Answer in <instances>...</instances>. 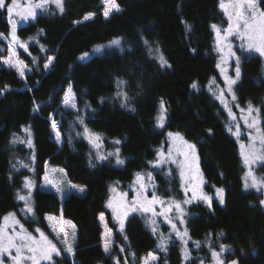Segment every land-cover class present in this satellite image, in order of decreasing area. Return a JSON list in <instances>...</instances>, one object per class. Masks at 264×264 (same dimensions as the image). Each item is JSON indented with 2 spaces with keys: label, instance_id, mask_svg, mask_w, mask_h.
<instances>
[{
  "label": "trees",
  "instance_id": "16d2710c",
  "mask_svg": "<svg viewBox=\"0 0 264 264\" xmlns=\"http://www.w3.org/2000/svg\"><path fill=\"white\" fill-rule=\"evenodd\" d=\"M258 1L264 8V0ZM116 3L119 10L106 18L101 0H63V12L51 6L19 26V41L12 39L7 11L0 8V58L11 42L29 69L21 77L13 69L0 68V215L17 213L29 229L43 225L45 215L71 221L72 257L57 255L52 264H115L114 255L121 264H140L148 252L158 254L157 264H179L178 242L164 253L139 216L128 217L121 230L107 208L110 187L145 170L166 132L175 131L195 145L206 191L224 190L223 203L212 197L209 205H189V235L201 241L209 236L216 245L228 247L225 258L237 264H264L262 194L244 189L238 142L207 87L212 78L219 79L212 25L225 24L220 0ZM88 13L95 15L85 20ZM113 40L120 43L111 44ZM20 42L27 44V51ZM84 53L88 56L80 59ZM50 57L54 59L45 68ZM239 66L236 99L242 105L251 102L264 118L262 59L242 54ZM119 81L124 83L118 86ZM67 86L75 95L76 111L60 105ZM86 128L107 150L119 149L124 163L118 164L115 154L99 160L85 137ZM55 130L62 136L61 145L52 137ZM46 164L61 167L84 193L60 199L41 189ZM25 177L36 183L31 195L34 219L19 213L23 201L17 194ZM157 178L160 194L178 193L175 180L167 182L159 174ZM101 213L113 234L111 255L101 245Z\"/></svg>",
  "mask_w": 264,
  "mask_h": 264
},
{
  "label": "rangeland",
  "instance_id": "374dc122",
  "mask_svg": "<svg viewBox=\"0 0 264 264\" xmlns=\"http://www.w3.org/2000/svg\"><path fill=\"white\" fill-rule=\"evenodd\" d=\"M20 8L18 11H24L27 8L28 0H18ZM35 2V0H33ZM259 2V1H258ZM11 0H6V4H10ZM101 3L103 5L102 8V13H104V4L103 0H101ZM117 4V3H116ZM54 7L55 9H59L55 3H52L51 0L50 2L45 6L44 9H37L36 10V15L40 12H44L48 9V7ZM258 6L260 9L261 8L259 3ZM223 18L225 19V24L221 25H216L221 29V35H223V29H226L228 27V18L224 14V11L221 9ZM117 12V10H112L109 15L106 17L108 18L112 13ZM104 15V14H103ZM105 17V16H104ZM7 18H8V13H7ZM13 21L16 22V29L21 26L26 24L27 22L31 21L33 18H29L28 20H22L19 15L14 14L12 17ZM9 21V18H8ZM10 23V22H9ZM11 26V32H12V24L10 23ZM214 31V43H215V48L218 53V59H217V65L219 64L220 67H217L218 73H219V79L212 78L208 84L207 87L209 88L210 92L213 94L217 102L220 104V107L226 114V120H225V125L227 130L229 128L232 129V131L229 133L237 140L238 146H239V154H240V144L244 143L247 145L249 143L248 139V134L251 131L253 135H255V130L254 129H248L247 125L245 124L244 117L247 115V108L248 104H240L237 99L233 100L232 95L233 93L236 94L235 91V84L232 86V92H228L227 90V85H226V80L225 77H230L232 79H236V58L239 57V60L241 62V55L246 54V53H252L259 55L260 58L262 59V67H263V74H264V57H262L259 53L255 51H249L247 47H241L242 41L239 39L238 36L235 34L232 36H229L226 40H221L217 41V34L216 31ZM1 36V35H0ZM3 37V35L1 36ZM12 37V35H11ZM4 38V37H3ZM7 41V39H5ZM8 53L7 55L3 56L0 58V68L1 67H6L9 69H13L17 72L19 76V72L17 71V68L15 66H10L6 63H4L5 60L9 58L10 55V50H9V45H11L12 49L15 50L17 53V50L15 49L14 45L11 42H8ZM231 44V51L235 53V55L230 56L229 55V50L227 45ZM13 60V65H15L16 61H22L23 65H26L25 62L19 58V55L15 57H12ZM240 64V63H239ZM223 69V71H222ZM29 71L28 67L26 66L24 68V73L26 74ZM24 74V76H25ZM23 76V77H24ZM22 77V76H21ZM238 82V80H236ZM69 87L67 86L65 89V92L62 97V101L60 105L65 109V110H72L76 111L77 106L75 108L71 107L70 105H65L64 104V98L66 94L68 93ZM223 90V103L220 98V92ZM72 91V89H71ZM74 95V93L72 92ZM74 102L76 105V99L74 95ZM225 104H227V107H225ZM253 106V105H252ZM253 108H255L253 106ZM164 109V108H163ZM229 109H231L232 115L229 114ZM244 109L245 111H241ZM257 109V108H255ZM159 116L163 115L164 116V111L160 109ZM254 115H256L254 113ZM233 116L235 119H233ZM258 118H259V126L261 128H264L262 126V123H264V118L261 116L260 113H258ZM159 124V122H158ZM56 125V124H55ZM240 126V136L237 138L233 133L236 131V126ZM57 132L59 133L58 130H55L52 132V137L58 142L59 145L62 143V136L60 135L59 140H57ZM169 133H178V132H166L164 135L165 142L162 143L158 148L155 157L149 161L148 167L145 170L138 171L134 174L132 179L125 183V184H118L115 183L113 184L110 189H109V197L108 201L111 199L113 203H117L120 198L121 194L126 193V196L123 197V200L127 204H131L134 198H137L138 193L141 192L139 183L136 182V174L141 173L144 177L143 183L145 184V189L142 190V197L141 200L146 198L147 200H152L153 195H155L157 198H159L162 203H157L152 206L153 211L156 213L155 215L153 214V211L149 212H144V211H135V212H129V214L123 218V224L127 220L128 217L131 215H137L140 217V219L143 221L144 225L146 228L157 238L158 241V246L161 251L164 253L166 252V247L172 243L174 240L178 242L179 244V253H180V262L179 264H189L191 260L195 261V264H217L216 259L213 258L212 252L216 251L219 253V259L224 262V264H231L233 260H228L225 258V251L228 249V247L225 246V251H221V246L222 245H216L215 242H213L210 237H206L204 240H198V239H193L192 236L189 235L188 228H187V221L189 219V205L193 202H201L206 205H209L208 201H205L201 199V195H206L211 197H216L219 199V197L216 195V190L220 188H215L214 191L208 192L205 189V178L203 176L200 163H199V158L196 152L195 148V154L197 157L196 163L198 164L199 167V172L202 177L203 183L200 185V188L198 189L196 197H193V192L191 189V186L187 184L185 180L181 179L180 176V167L178 166L180 161H183L184 157L183 155L180 154V152L177 151V148L179 146V141L173 137H169ZM60 134V133H59ZM180 134V133H179ZM180 136L183 137L185 141H187L189 144H192L189 140H187L183 135L180 134ZM85 137L87 141L90 143L91 147L93 148L96 157L99 160H106L108 157L113 156L114 154L116 155V151L112 150H107L104 148L102 142L97 139V135L91 134L89 132L85 133ZM91 138V139H90ZM99 145V147H96V145ZM186 147V146H185ZM171 152V157H169V153ZM158 153L162 154L163 160L160 163H157L158 160H161V156L158 155ZM111 154V155H110ZM99 157H107L106 159H100ZM240 161L242 165V182H243V187L245 184V173L248 171V168L243 164L242 162V157L240 155ZM251 168L255 175L257 177H264V162H257L251 165ZM62 170V171H61ZM151 174V179H148V175ZM157 174H159L164 180L167 182H170L172 180H175L177 183V191L178 193H169L168 195H163L160 194L158 191L159 187V180L157 178ZM48 176V179L50 181H53L55 184V187L53 184L46 183L45 181V176ZM29 180L32 182L33 186L30 189L31 195L32 191L36 186V183L32 178L28 177ZM175 178V179H174ZM41 189L47 190V191H52L54 192L60 199H63L67 194L69 193H77V194H83V192L80 191L82 186L78 184H74L70 182L66 175L64 170L57 166V165H49L46 164L44 167V174L42 175L41 179V184L39 185ZM56 187H59L61 189V192L56 191ZM185 188H187V191H185ZM84 189V188H83ZM114 189V191H113ZM245 189V187H244ZM170 190V189H169ZM245 190H256L260 191L262 194V200L264 201V188H248ZM21 195H28L29 189L24 188V183L23 187L21 188L20 192ZM185 201H188L185 203ZM173 202H178L181 205L182 211H177L175 208V204ZM31 207H32V201H31V196H30V201H29ZM108 205V202H107ZM264 205V203H263ZM171 206V210L165 211L166 209H169ZM33 208V207H32ZM113 214V209L108 207ZM9 213H14V212H9ZM9 213L0 215V225H3L5 223L4 217L7 216ZM19 213L27 219H34L35 215L33 212H28L26 207H25V201H23L22 206L20 207ZM163 213V214H162ZM15 214V219L18 220L20 223L13 225L11 223V219L9 220L8 224V232L9 234L12 233V228H15L17 232L21 231L20 225H23V228L28 232L31 233L32 235L36 236L39 239V233L36 232L35 230L39 228L47 237L49 240H51L54 244H56L57 248L60 250L59 256H67V257H72V254L74 252V244H75V229L72 227L73 224L71 221L68 219L64 218L62 215H45L43 218V225L38 226L34 225L32 229L26 228L24 224L21 223L17 213ZM114 216V215H113ZM48 217H51L52 219H48ZM101 214L99 215V222L102 228L101 231V245L104 250V242H105V234L108 232L110 229L106 217L103 214V220H101ZM167 217V218H166ZM115 219V222L117 223V226L119 229L121 228L120 221L118 219ZM169 220H171V223H169ZM181 220H183V223H181ZM61 221H63V225H61ZM70 222V223H68ZM154 222V223H153ZM175 224L176 227L175 229L172 227V225ZM63 226L65 231L68 233L67 237H65L64 232H59V228ZM53 227L57 229V231H53ZM155 228V231L153 229ZM111 230V229H110ZM177 231L183 234L185 231L187 232V235L184 236L183 240L181 239V236L177 235ZM67 239L68 243L72 245L73 247V252L68 253L65 251L66 245L63 243V241ZM108 238L110 239V251L106 254L111 255L112 249H113V234L112 230L110 234L108 235ZM184 240H187V244L184 243ZM163 241L164 247H160L161 242ZM199 242V246L197 247V244L195 242ZM224 246V245H223ZM185 249H187L188 252V257L187 259L185 258ZM204 249V252H202ZM149 254H152L156 257V260L151 261L150 264H157L159 260L158 254L154 252H148L146 254H143L141 256L140 264H143V261L146 257L149 256ZM15 249H10L9 252H3L0 253V264H14V261L12 259L13 256H15ZM57 256L56 253L52 254V259L51 260H41L40 264H52L51 262L53 261V257ZM115 264H117V260L119 259L114 255L112 256ZM119 264L120 261H119Z\"/></svg>",
  "mask_w": 264,
  "mask_h": 264
},
{
  "label": "snow or ice",
  "instance_id": "6c2138e0",
  "mask_svg": "<svg viewBox=\"0 0 264 264\" xmlns=\"http://www.w3.org/2000/svg\"><path fill=\"white\" fill-rule=\"evenodd\" d=\"M50 2V0H28L27 8L24 11H18L20 8L18 0H11L10 4H6V0H0V8L6 9L8 13L9 22L12 24V39L14 41H19V37L16 35V22L13 21L12 17L14 14L19 15L22 20H28L29 18H35L36 16V10L37 9H44L45 6ZM52 3H55L59 10L63 12V0H51ZM104 4V16L107 17L109 13L112 10H119V5L116 4V0H103ZM220 8L224 11V14L228 18V27L226 29H223V35H221V29L216 26L212 25V28L216 31L217 34V41L226 40L229 36L236 35L239 37V39L242 41L241 47H247L249 51H255L259 53L262 57H264V9H260L258 6V0H220ZM95 15L94 13H88L85 15L84 19L87 20L90 17ZM42 31V30H41ZM2 35V34H0ZM111 44H119V40H113L110 42ZM147 43V41H145ZM20 47L24 48L25 51H27V44L24 42H20ZM229 50V55H235L231 51V44L227 45ZM10 55L7 60L4 61V63L15 66L17 68V71L19 74L23 77L24 76V68L26 65H23L22 61L17 60L15 65H13L12 57H15L17 53L14 49H12L11 45H9ZM96 51H99V47L96 49ZM88 56V53H84L83 56L80 57V59H83L84 57ZM52 57L49 58L48 63L44 65L45 68H48L51 65ZM161 64H166L167 61L164 59L162 55L159 56ZM240 60L239 57L236 58V79H232L230 77H225L227 90L228 92H232V86L236 83V80L240 77V66H239ZM217 67H220L218 64ZM223 71V69H222ZM123 81L118 82V86L120 84H123ZM192 87H196V84L194 83ZM211 90V89H210ZM121 93H118L120 95ZM215 95V93H213ZM125 96V99L127 98V94L123 93ZM222 103L223 101V90L220 92V97ZM232 99L235 100L236 96L233 93ZM64 104L70 105L71 107L75 108V102H74V95L72 94L71 87H69L68 93L66 94L64 98ZM225 107H227V104H225ZM161 110L163 109V101H161ZM242 112L245 111L244 109L241 110ZM247 115L244 117L245 124L247 125L248 129H254L255 135L252 134L250 131L248 134L249 143L245 145L244 143L240 144V155L242 157L243 164L248 168V171L245 173V189L248 188H264V177H257L255 173L253 172L251 165L257 162H264V128H261L259 126V118L258 113L259 109L253 108L251 102L248 104L247 108ZM254 113L256 115H254ZM229 114L232 115L231 109H229ZM77 119H80L77 117ZM233 119L235 117L233 116ZM163 120L164 116L161 115L158 117L159 126H163ZM81 123H83V120H80ZM53 127L55 128V122H53ZM230 132L232 131L231 128L228 129ZM25 132H28L29 129L25 128ZM85 131L87 132L88 129L86 128ZM237 138L240 136V126H236V131L233 133ZM169 137L175 136V138L179 141V146L177 148V151L180 152L181 155H183L184 159L183 161H180L178 166L180 167V176L182 180H185L188 185L191 186L193 197H196L198 189L200 188V185L203 183L202 177L199 172L198 164L196 163L197 157L195 154V145L189 144L187 141L183 139L182 136H180L179 133H169ZM60 134L57 132V140H59ZM91 139V138H90ZM99 139V137H97ZM27 143L29 146H32V140L29 138L27 140ZM116 143H119V141H116ZM186 146V147H185ZM96 147H99L97 144ZM119 149L116 150L117 155V163L123 164L124 161L119 159ZM111 155V154H110ZM158 155L161 156V160H158L157 163H160L163 160L162 154L158 153ZM169 157H171V152L169 153ZM100 159H106L107 157H99ZM27 167V165H25ZM62 171V170H61ZM148 179H151V174L148 175ZM144 177L141 173L136 174V182L139 183L141 192L138 193L137 198H134L131 204H127L124 202L123 197L126 196V193L121 194V198L117 203H113V201L110 199L108 201V207L113 209V215L116 219L120 221L121 230H123V218L126 217L129 212H135V211H144L149 212L153 211L152 206L157 203H162V201L157 198L155 195H153L152 200H147L144 198L141 200L140 197H142V190L145 189V184L143 183ZM46 183L53 184L55 187V184L53 181H50L48 179V176H45ZM24 188L29 189L28 195H21L17 194V199L21 201H25V207L28 212H33V208L31 207L29 201L31 192L30 189L32 188L33 184L29 180L28 177L24 178ZM57 192H61V189L59 187H56ZM81 192L84 191L83 188L80 189ZM114 191V189H113ZM185 191H187V188H185ZM223 192L224 190L217 189L216 195L219 197L220 203H223ZM201 199L208 201L209 204L211 202V197L206 195H201ZM188 201H185L187 203ZM175 204V208L177 211H182L181 205L178 202H173ZM261 203H264V201H261ZM171 210V206L169 209H166L165 211ZM153 214L156 213L153 211ZM163 214V213H162ZM101 220H103V213H101ZM167 218V217H166ZM11 219V223L13 225L19 224L20 222L15 219L14 213H9L7 216L4 217L5 223L3 225H0V253L3 252H9L10 249H15L16 255L12 257L14 264H40L41 260H51L52 254L56 253L59 254L60 250L57 248L56 244H54L51 240L48 239V237L39 229L37 228L35 231L39 233V239L32 235L31 233H28L24 228L23 225H20L21 231L17 232L15 228H12V233L9 234L8 227H9V220ZM48 219H52L51 217H48ZM61 225H63V221L60 222ZM70 223V222H68ZM154 223V222H153ZM169 223H171V220H169ZM181 223H183V220H181ZM75 227L74 225L72 226ZM172 227L175 229L176 225L173 224ZM53 231H57L55 227H53ZM155 231V228L153 229ZM59 232H64L65 237H67L68 233L65 231L64 227L61 226L59 228ZM111 230L109 229L108 232L105 234V242H104V251L108 253L110 251V239L108 238V235L110 234ZM177 235L181 236V239L183 240L184 236L187 235V232L185 231L183 234L177 231ZM63 243L66 245L65 251L68 253L73 252V247L71 244L68 243L67 239L63 241ZM184 243L187 244V240H184ZM197 244V247L199 246V242H195ZM160 247H164L163 241L160 244ZM123 250V249H122ZM185 251V258L188 257L187 249ZM221 251H225V246H221ZM219 253L216 251L212 252V256L214 259H216L217 264H224L223 261L219 259ZM156 260V257L152 254H149L148 257H146L143 261V264H150L151 261ZM117 264H119V261L117 260ZM231 264H237V261H232Z\"/></svg>",
  "mask_w": 264,
  "mask_h": 264
}]
</instances>
